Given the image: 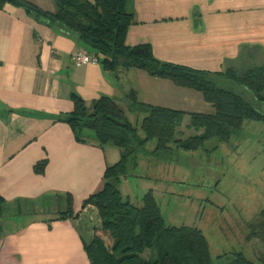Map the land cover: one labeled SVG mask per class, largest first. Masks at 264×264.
<instances>
[{"label":"crops","instance_id":"crops-1","mask_svg":"<svg viewBox=\"0 0 264 264\" xmlns=\"http://www.w3.org/2000/svg\"><path fill=\"white\" fill-rule=\"evenodd\" d=\"M23 1L55 12L53 0ZM127 10L133 23L125 45L148 44L161 62L211 74L264 63V0H129ZM80 54L94 57L73 35L12 4L0 8V264H90L85 246L100 220L82 202L101 189L104 171L120 153L101 147L92 132L77 139L65 122L72 94L87 109L102 97L124 108L134 93L140 104L184 112L174 134L181 141L199 134L188 127V114L214 113L196 91L136 69L105 71L97 56L96 65L78 64ZM127 114L139 124L142 117ZM41 161L43 172L36 174ZM165 164L153 163V170ZM126 182L119 187L123 197ZM63 195L71 197L73 218L58 216L67 204L55 196Z\"/></svg>","mask_w":264,"mask_h":264},{"label":"trees","instance_id":"trees-1","mask_svg":"<svg viewBox=\"0 0 264 264\" xmlns=\"http://www.w3.org/2000/svg\"><path fill=\"white\" fill-rule=\"evenodd\" d=\"M128 1L53 0L55 12L49 13L23 0H0V8L12 4L54 31L73 35L88 52L100 58L105 71L140 70L200 93L213 107L211 115L188 114V127L199 134L182 141L174 134L187 114L140 104L134 93L127 96L124 108L112 98L102 97L90 109L72 94L73 109L65 119L79 141H83L85 132H92L101 147L112 145L120 153L118 162L104 171L101 189L82 202V207H94L100 220L99 229L85 246L90 264H213L201 230L166 226L151 190L135 205L122 196L119 187L128 177V167L137 166L139 155L147 154L154 163H166L174 150L196 152L212 140L225 144L243 131L245 122L264 123V63L211 74L161 62L148 44L128 47L125 37L133 23ZM124 109L135 118L142 117L139 124L130 123ZM150 141L155 145L146 152L144 147ZM44 165L45 161L37 163L35 173L42 174ZM55 198L67 204L66 211L58 213L59 218H73L70 195ZM254 221L246 225V241L256 239L264 244V209ZM222 264L253 263L237 253Z\"/></svg>","mask_w":264,"mask_h":264},{"label":"rangeland","instance_id":"rangeland-1","mask_svg":"<svg viewBox=\"0 0 264 264\" xmlns=\"http://www.w3.org/2000/svg\"><path fill=\"white\" fill-rule=\"evenodd\" d=\"M242 130L225 144L212 140L196 152L174 150L165 166L155 170L150 156L139 155L137 166L128 167L129 182L122 189L135 205L151 190L166 226L201 230L213 264L237 253L264 264V244L246 241V225L255 224L264 209V123L245 122ZM154 145L150 141L144 150L152 151ZM162 172L164 180L158 177Z\"/></svg>","mask_w":264,"mask_h":264},{"label":"built area","instance_id":"built-area-1","mask_svg":"<svg viewBox=\"0 0 264 264\" xmlns=\"http://www.w3.org/2000/svg\"><path fill=\"white\" fill-rule=\"evenodd\" d=\"M74 61L78 64H93L96 65L98 60L93 56H85L84 54H80L75 56Z\"/></svg>","mask_w":264,"mask_h":264}]
</instances>
